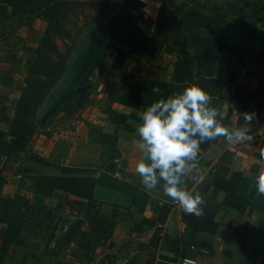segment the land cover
<instances>
[{"label": "crops", "instance_id": "1", "mask_svg": "<svg viewBox=\"0 0 264 264\" xmlns=\"http://www.w3.org/2000/svg\"><path fill=\"white\" fill-rule=\"evenodd\" d=\"M139 1L143 3V10L148 17H160L162 0ZM185 1L190 0H175L176 3ZM198 1L201 4L215 3L221 7L224 28L230 36L226 38L221 35L222 28L213 26L208 13L193 7L183 10L177 25L189 37L194 79L200 76L222 78L225 84L221 93L211 94V106L220 109L218 123L229 131L237 127L246 128L253 137L241 145L229 144L224 137H217L208 148H200L195 161L196 169L182 177L178 187L193 194H201L203 214H186L179 203L174 205L163 192V181L152 191L142 185L135 167L143 154L132 143L133 139L138 138L135 130L141 123L139 116L142 110L120 102V89L124 85L111 89L112 92L110 88L106 89L103 102L109 101L113 111L125 115V123L131 129L112 124L109 117L99 110L92 108L85 111L71 133L62 134L61 138L55 136L48 141H40L35 147V156L45 162L40 163L42 166L49 163L50 167L68 168L67 173L23 172L24 164L16 158L9 159L7 169L0 172V177L12 175L13 196L24 197L37 207L51 212L57 210V194L67 195L65 204L69 203L68 199L102 201L97 209L98 214L113 225L109 244H115V250L123 252L121 257H127L128 254L129 257L134 254L140 257L149 249L151 264H181L185 258L194 260L196 264H243L248 230L264 223V214L243 202L251 195L264 197L256 191L254 182L255 176L264 168V163H260L258 158V149L264 146V59L262 57L257 61L260 46L253 37L255 33L264 32V0H245L257 5L254 10L241 6L237 0ZM23 15L0 3V34L10 29L13 33L9 36L8 44L18 41L19 38L13 36L20 35L19 31L25 30V24L31 21ZM31 30H34L32 26ZM32 42L24 41L31 46ZM161 54V59L168 58V62L159 59ZM161 54L150 62L164 68L175 54ZM5 62L6 59L0 56V65L6 66ZM144 69L141 57L124 52L119 69L121 74L116 75L117 80L126 79L132 74L144 77ZM5 70L8 68L0 67V82L3 84L0 85V91L1 86L15 81L13 78H20L7 74ZM162 75L169 77L165 71ZM229 75H233L231 82L228 81ZM5 104V108H8L9 100ZM235 110L255 112L259 123L245 124L242 119L232 115ZM109 145L118 151V156L110 162L114 164L113 171L106 169V158H101ZM21 172L24 174L22 177ZM38 185L51 188L55 196L48 198L37 193L35 189ZM209 219L212 222H208ZM203 222L213 231L203 229ZM48 237V231L31 225H25L21 233L24 245L29 240V247L34 250L43 249ZM199 247L209 249V253L199 251ZM108 248H97L95 256L111 254L113 249ZM46 262L47 259H42L40 264H50ZM257 264H264V254Z\"/></svg>", "mask_w": 264, "mask_h": 264}, {"label": "trees", "instance_id": "2", "mask_svg": "<svg viewBox=\"0 0 264 264\" xmlns=\"http://www.w3.org/2000/svg\"><path fill=\"white\" fill-rule=\"evenodd\" d=\"M92 1L102 0H0V3L18 10L26 16L41 18L46 23L44 35L35 50V62L25 78L26 86L17 103L15 116L10 125L9 136L13 141L4 142L0 140V172L7 169L10 158L18 159L21 156L28 158L27 154L36 134L32 118L37 102L43 95L44 88L48 87L47 81L56 75L57 66L64 64L72 50H76V40L66 27V22L70 20L72 15L71 6L80 2ZM237 1L245 8L254 10L257 7L256 4L245 0ZM96 5L100 6L101 4ZM188 7H193L211 15L213 26L222 28L221 35L226 38L230 36L224 28V16L221 14V7L215 3L201 4L198 0L181 3H176L175 0H162L161 10L162 13L165 12L167 22H164L165 20L163 21L161 17L153 19L146 16L143 3L139 0H122V5L117 7L112 18L108 20L106 26H110L113 32L120 34V46L124 44L123 47L127 48L128 52L137 54L145 64L144 77L133 74L126 77L129 80V87L120 89V102L123 105L144 110L153 102L166 99L167 96L182 91L194 80L192 74L194 62L190 52L189 37L185 30L177 25L178 17ZM61 12L66 14L62 16L60 15ZM99 28L100 26H96L89 34L86 49L77 57V59L89 63L90 70L98 65L100 66L101 60L105 58L104 46L101 45L102 38L98 40L95 35ZM57 37L68 40L70 47L63 43L64 51L61 52L55 43ZM253 37L259 42L260 49L257 61H260V58L263 57L264 59V32L255 33ZM80 43L82 44L83 41ZM92 48L99 53L97 57H94ZM161 52L169 55L175 54V61L167 64L164 68L151 64L150 61ZM162 70L169 73L168 78L163 77ZM232 79L233 75H229L228 81L231 82ZM154 87L160 88V92L154 93L152 91ZM103 114L109 117L112 124L131 129L125 123L126 116L113 111L110 108V102L106 103ZM212 143L213 141H207L201 144L200 148L206 149ZM117 156L118 151L111 145L107 146L106 151L101 154L102 160L105 157L108 163L107 170L113 171L114 164L110 162ZM29 158L37 163H42V159L37 156H30ZM35 190L48 198L55 196L53 190L45 186L38 185ZM56 196L59 202L66 200L62 194ZM86 202V205L78 203L81 206L79 209L83 210L85 217L92 220L99 218L96 221V226L92 228V239L82 245V248L86 252L89 251L90 254L92 248L105 247L113 225L108 220L102 219L98 214L97 209L102 201L92 199ZM243 202L252 209L264 214V197H253L251 195ZM60 206L61 204L58 203L57 208H60ZM91 211L94 213H91ZM54 220H59L56 213L43 210L24 197L17 195L11 198L0 197V224L4 226L0 231V264H5V261L11 259L14 247L21 243V233L25 225H31L53 233L55 230ZM206 221L204 222L206 223ZM208 222H212V220L209 219ZM205 223L203 229L213 231ZM106 246L110 247L111 245ZM90 257H92L91 254Z\"/></svg>", "mask_w": 264, "mask_h": 264}, {"label": "rangeland", "instance_id": "3", "mask_svg": "<svg viewBox=\"0 0 264 264\" xmlns=\"http://www.w3.org/2000/svg\"><path fill=\"white\" fill-rule=\"evenodd\" d=\"M96 4L101 5L97 6ZM120 5H122V0L80 2L71 6L72 15L70 20L66 22V27L73 35L74 40H76V50H72L64 64L57 66L56 75L47 81L49 88L47 86L44 88L45 91L37 102L32 118L36 134L32 139L30 151L27 154L28 158L26 159L24 156L18 158L20 163L24 164L23 172L36 170L47 174L67 173L68 168L50 167L49 163L42 166V164L37 163L33 159L28 160L30 156H35V153H37V149L35 150L36 144H39L40 141H48L55 136L61 138L62 134L65 136L66 133H71L81 115L87 110L93 108L102 113L106 103L109 102H103V95L106 89L110 88V92H112V90L118 89L121 85H124L125 88L129 86L128 79L120 78L117 80L118 76H116L121 74L119 72L121 55L124 52H128L127 48L123 47L125 46L124 44L120 46V34L113 32L110 26H106L108 20L112 18ZM164 13L161 10L160 17L163 21L166 16ZM65 14L60 13L62 16ZM23 17L31 21L25 24V30L19 31L20 35L13 36L16 39L19 38L18 41H11L8 44L9 36L13 35L12 29L9 32L0 34V56L6 59V66L1 64L0 67L8 68V70H5L7 74L20 77L13 78L16 82L10 81L9 84L6 83L5 87L1 86L0 140L4 142L13 141L9 136L10 125L15 116L17 103L26 86L25 78L35 62V50L46 29V23L41 18L26 15H23ZM36 20L40 23L35 22ZM164 22L167 21L165 20ZM31 26L34 30H31ZM96 26H100L95 35L98 40L102 38L101 45L104 46L105 58L101 60L100 66L98 65L93 70H90V64L77 59V57L78 54L80 55L86 49L89 34ZM39 28L40 30H38ZM24 41L34 42H32L31 46L29 43L26 45ZM81 41H83L82 44L80 43ZM55 43L61 52L64 51L63 43L70 47V42L63 38L57 37ZM95 52L96 49L92 48L94 57H97L99 53ZM161 56L163 55L161 54L159 59L162 62H168V58L164 60L161 59ZM172 61H175V57L172 58ZM89 70L90 72H88ZM0 85H3L2 82H0ZM8 100L10 106L5 108V103ZM7 109L10 110L7 111ZM42 163L44 164L45 162L42 160ZM7 174L9 173L7 172ZM21 174V177L24 176L22 172ZM27 179L29 180L28 177ZM11 185V174L0 177V197H13L11 193L13 185ZM64 194L62 195L67 200L68 197ZM68 201L69 204H65L64 200L57 201V205L60 203L61 206L54 213H56L59 220H54V232L48 231L49 237L46 241V246L41 250H34L29 247V240L24 245L25 240L21 239V243L14 247L11 259L5 261V264H40L42 259H47L46 263L49 262L50 264H150L152 254L149 249L146 250V253L140 254V257H137L138 254H134L131 257H129V254L127 257H121L123 252L116 251L115 244L111 245L110 243L111 246L109 248L106 246L109 244V239L106 240L105 247H96V249H113L111 254L107 253L104 256L96 257L97 255L94 253L96 249L92 248L90 252L92 257H90L89 251L86 252L82 245L92 239V228L96 226V221L99 218L92 220L85 217V213L79 209L81 206L78 203L86 205V201L77 199H68ZM91 213L94 212L91 211ZM3 227L0 224V231ZM114 251L116 252L114 253Z\"/></svg>", "mask_w": 264, "mask_h": 264}, {"label": "clouds", "instance_id": "4", "mask_svg": "<svg viewBox=\"0 0 264 264\" xmlns=\"http://www.w3.org/2000/svg\"><path fill=\"white\" fill-rule=\"evenodd\" d=\"M152 91L159 93L160 88L154 87ZM211 101V94L198 83L188 84L182 91L159 99L140 112L141 123L135 130L138 138L132 141L143 154L135 171L145 189L155 190L163 181L164 194L178 202L186 214L195 216L203 214L201 194L184 191L178 185L182 177L196 169L200 145L215 141L217 137H224L227 143L234 145L253 139L246 128L229 131L221 126L217 121L220 109L212 107ZM232 115L247 125L259 123L255 112L235 110ZM258 158L264 163V146L259 147ZM254 182L256 191L264 196V168L255 176ZM183 264L196 262L185 258Z\"/></svg>", "mask_w": 264, "mask_h": 264}, {"label": "water", "instance_id": "5", "mask_svg": "<svg viewBox=\"0 0 264 264\" xmlns=\"http://www.w3.org/2000/svg\"><path fill=\"white\" fill-rule=\"evenodd\" d=\"M191 83H198L206 92L221 93L224 87V80L220 77L200 76ZM264 254V223L251 227L246 238V257L243 264H257Z\"/></svg>", "mask_w": 264, "mask_h": 264}, {"label": "built area", "instance_id": "6", "mask_svg": "<svg viewBox=\"0 0 264 264\" xmlns=\"http://www.w3.org/2000/svg\"><path fill=\"white\" fill-rule=\"evenodd\" d=\"M177 203H178V202H174V201H173V204H174V205L177 204ZM198 250L201 251V252H203V253H209V249H207V248H205V247H199ZM183 261H184V259L182 260L181 264H183Z\"/></svg>", "mask_w": 264, "mask_h": 264}]
</instances>
